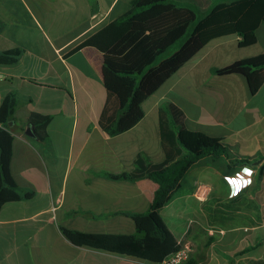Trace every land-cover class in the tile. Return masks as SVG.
<instances>
[{"label":"crops","instance_id":"0c3cea01","mask_svg":"<svg viewBox=\"0 0 264 264\" xmlns=\"http://www.w3.org/2000/svg\"><path fill=\"white\" fill-rule=\"evenodd\" d=\"M133 1L0 0V50H22L16 63L0 64V105L10 92L19 100L10 126L11 169L17 184L34 193L1 209L0 264H155L76 245L62 227L88 233L136 232L133 214L150 209L158 184L149 178L131 181L111 175L132 172L141 154L148 163L166 159L159 112L167 102L184 111L190 127L223 138L232 159L253 160L242 167L231 164V174L244 166L254 171L252 184L238 195L234 221L216 224L208 214V205L233 203L225 179L229 160L221 158L215 165L212 157L201 159L190 171L180 195L160 210L161 217L180 243L194 245L191 257L199 264H214V244L199 247L212 227L222 228L226 252L235 243L245 251L260 247L263 215L247 218L241 212L244 205L262 211L264 84L253 94L244 76L215 70L262 54L264 22L252 45L242 46L243 36L237 33L210 40L143 102L144 116L135 126L111 133L100 125L106 108L109 116L117 112L104 83V55L94 46L76 47L126 13ZM177 1L195 6L202 17L221 0ZM34 111L52 116L45 141L29 124ZM29 126L34 135L27 133ZM216 264L234 262L226 257Z\"/></svg>","mask_w":264,"mask_h":264},{"label":"trees","instance_id":"16d2710c","mask_svg":"<svg viewBox=\"0 0 264 264\" xmlns=\"http://www.w3.org/2000/svg\"><path fill=\"white\" fill-rule=\"evenodd\" d=\"M263 22L264 0H221L202 17L198 8L183 1L134 0L126 13L76 47L79 50L94 46L104 55V83L109 99L116 101L117 112L109 116L106 108L100 125L111 133L131 129L144 116L143 102L210 40L237 33L243 36L242 46L252 45L258 40L257 30ZM181 39L184 42L169 54V49ZM21 54L18 47L0 50V64L16 63ZM215 71L219 75L244 76L251 92L256 94L264 84V52ZM18 102L16 92H10L0 105V212L6 203L29 199L34 194L17 184L11 169L14 137L10 123L15 119ZM159 118L166 159L148 163L141 154L132 172L111 175L114 179L131 181L149 178L158 184L150 209L133 214L136 232L88 233L62 227L64 235L74 244L161 263L183 245L161 217L160 210L180 195L187 176L200 165V160L212 157L215 165L221 158L229 160L228 175L233 172L231 164L236 167L253 164L248 158L232 159L223 138L190 127L184 111L172 102L161 105ZM51 119V115L35 111L29 117V124L35 127L41 141L46 140ZM238 198L235 196L231 199L233 203L215 208L208 205L211 220L216 224L234 221ZM186 264L199 262L190 256Z\"/></svg>","mask_w":264,"mask_h":264},{"label":"rangeland","instance_id":"374dc122","mask_svg":"<svg viewBox=\"0 0 264 264\" xmlns=\"http://www.w3.org/2000/svg\"><path fill=\"white\" fill-rule=\"evenodd\" d=\"M260 36L261 38L263 37L262 32H260ZM184 40L185 39H181L179 42H177L173 47L169 49L168 53L170 54L174 52L175 50H177L180 47V45L184 42ZM260 146L262 147V142H260ZM260 159L261 158L258 157V160ZM188 178H190V174L187 176V179ZM222 193H224V190L222 191ZM230 197H233L231 196V193H230ZM261 209L262 211H259L258 207H254L253 205H244L242 207L243 212H241V214L248 218L250 214L258 213V214H262L264 218V199H263V204L261 205ZM211 229H212V233L211 235H209L210 238L209 236H206L205 238L207 239L203 240L205 242L203 241L200 242L199 247L202 245H206V247H208L209 245L214 244L215 249L211 251V256L214 258V264L222 263L223 260L226 259V257H229V260L230 258H232V261L234 262V264H264V226H262L260 229L261 236H262L261 238L262 242L260 243V247H258V250L256 252L255 251H245L244 249H241V247H237V243L233 244V246L230 247L229 252H226L227 247H223L222 242H221L222 228L212 227Z\"/></svg>","mask_w":264,"mask_h":264},{"label":"built area","instance_id":"2783aa9c","mask_svg":"<svg viewBox=\"0 0 264 264\" xmlns=\"http://www.w3.org/2000/svg\"><path fill=\"white\" fill-rule=\"evenodd\" d=\"M247 170V171H246ZM253 169L244 166L241 170L236 171L234 174L225 176L231 190V196H237L248 188L253 182ZM183 245V243H182ZM193 245L187 242L183 247L165 258L161 263L155 264H186L191 256Z\"/></svg>","mask_w":264,"mask_h":264},{"label":"water","instance_id":"95a60500","mask_svg":"<svg viewBox=\"0 0 264 264\" xmlns=\"http://www.w3.org/2000/svg\"><path fill=\"white\" fill-rule=\"evenodd\" d=\"M12 125H13V122L10 123V126H12ZM27 133H28L29 135H34V132H33V128H32V126H29V127H28ZM258 161H260V160H258ZM256 163H257V162H256Z\"/></svg>","mask_w":264,"mask_h":264},{"label":"clouds","instance_id":"9594fccd","mask_svg":"<svg viewBox=\"0 0 264 264\" xmlns=\"http://www.w3.org/2000/svg\"><path fill=\"white\" fill-rule=\"evenodd\" d=\"M247 171V170H246Z\"/></svg>","mask_w":264,"mask_h":264}]
</instances>
